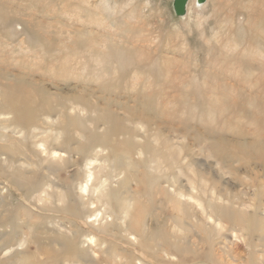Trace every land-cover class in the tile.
I'll use <instances>...</instances> for the list:
<instances>
[{
	"label": "bare ground",
	"instance_id": "1",
	"mask_svg": "<svg viewBox=\"0 0 264 264\" xmlns=\"http://www.w3.org/2000/svg\"><path fill=\"white\" fill-rule=\"evenodd\" d=\"M100 1L105 3L106 10L111 9L109 0ZM128 2L124 5L130 4ZM208 2L187 0L185 14L181 17L190 16L192 12L199 15ZM0 11H3L1 4ZM0 17L2 25L7 26L11 34L27 33L30 36L28 44L34 38L39 49L33 50H40L45 55L40 71L63 78L62 83H67L70 78L73 83H78L72 86L74 93L61 90L52 93L40 86L38 79L35 81L20 71L11 74V81L0 83V140L6 142L0 143V179L3 178V182L0 180V238L3 237L0 240V264H131V260H137L139 264H162L166 261L164 257L171 254L166 247L158 249L156 243H152L156 238L151 223L156 218L148 223L136 214L137 194L129 195L127 190L131 180L147 186L148 199L154 198V194L160 195L162 201L174 204L177 209L186 207L196 221L202 220L206 211L209 219L217 216L216 222L224 217L246 223L248 228L264 229V202L248 204L236 197H225L217 191L214 181L210 180L209 185L195 173L191 175L189 149L175 144L172 138H161L156 135L157 131L152 133L151 127L144 126L148 120L145 114L153 111L148 104L150 96H139L142 100L137 102L142 111L119 103L120 109L128 113L125 118L111 111L109 103L103 102L105 107H99L91 100H107L106 92L124 97L128 93L125 88L111 83L115 77L109 83L92 71L94 61L95 66H100V72L108 73L105 68L108 58L102 59V56L108 53L109 46L105 43L111 40L104 37L100 42L87 40L98 47L95 56L89 55L86 61L70 64L65 62V54L74 58L81 53L76 46L78 40L72 51H63L61 47L52 52L54 41L43 36V21L16 18L18 21L15 22L14 17ZM53 18V14L46 17L48 36L56 33V30L50 31L54 27ZM92 21L88 20L86 23L91 24L84 28H88L87 34L94 38ZM76 31L81 34L79 29ZM38 36L42 37L41 43ZM92 78L100 83L101 89L97 92V84L95 90L89 85ZM252 81L256 86L240 87L241 90L235 92L238 97H258L255 87L264 84V74L257 73ZM229 89L233 94V88ZM36 98L43 104L36 105ZM143 118L147 120L142 123ZM253 123H256L254 117L250 121ZM241 132H237L231 141L218 138L208 127L207 138L203 137L202 143L217 163L227 162L236 152L262 161L264 170V137L256 134L245 140V134ZM152 141L159 146H153ZM180 177H184L188 189L183 190ZM9 184L22 191L15 204L8 200ZM255 184L257 194L264 196V180L256 173L251 186ZM5 189L7 193L3 195ZM26 202L37 206V211L22 210ZM41 217L47 219L48 225L37 221ZM50 227L54 236L43 237L42 230L48 231ZM111 241L124 245L123 251H108ZM126 248H129L128 252H125ZM97 249L101 251L96 252ZM180 261L176 263L183 264Z\"/></svg>",
	"mask_w": 264,
	"mask_h": 264
},
{
	"label": "rangeland",
	"instance_id": "2",
	"mask_svg": "<svg viewBox=\"0 0 264 264\" xmlns=\"http://www.w3.org/2000/svg\"><path fill=\"white\" fill-rule=\"evenodd\" d=\"M127 1L130 4L124 5ZM0 4L3 10L0 16L14 17L15 22L18 21L16 18L43 21V36L54 41L52 52L61 47L63 51H72L78 40L76 46L81 53L74 58L65 54L66 63L83 62L89 55L95 56L98 47L87 43L91 39L93 42H100L103 37L111 40L105 43L109 46L108 53L102 56V59L108 58L105 67L108 73L100 72V66H95L94 61L92 71L109 83L115 77L111 83L120 89L125 88L128 96L106 92L107 100H91L99 107H105L103 102L109 103L111 111L125 118L128 113L120 109L119 103L142 111L138 107L137 100H142L139 96H150L148 104L153 111L145 114L148 120L144 116L142 123L147 120L143 124L148 125L147 129L151 127L152 133L157 131L156 135L161 138H172L175 144L189 149L192 154L191 175L195 173L206 183L214 181L217 191L225 197H236L248 204L264 202V196L257 194V185L251 186L254 173L264 180L262 161L233 152V158L217 163L215 158H210L202 143L203 137L207 138L208 127L218 138L231 141L241 131L245 140L256 134L264 137V84L255 87L258 91L255 99L238 97L235 93L242 87L256 86L252 81L255 75L264 74V0H209L199 15L192 12L187 17L175 15L172 0H109L110 10H106L105 3L100 0H0ZM52 14L55 22L50 31L56 30V33L48 36L46 17ZM88 20L94 21L91 25L95 29L91 32L94 38L87 34L88 28H84L91 24L86 23ZM2 24L0 20V83L11 81V74L20 71L35 81L38 79L40 86L52 93L60 90L74 93L72 86L78 83H73L71 78L62 83L63 78L40 71L45 55L40 50H33L39 49L34 38L28 44L30 36L27 33L11 34ZM76 29L81 34H77ZM38 40L41 43L42 37L38 36ZM115 46L119 47L115 49ZM6 76L10 79L5 80ZM90 80V87L95 90L98 85L95 91H99L98 80ZM36 100V105L43 104L39 98ZM252 117L255 124H250ZM211 121L213 124L208 125ZM151 136L150 133V139ZM153 142V146H159ZM0 143L6 142L0 140ZM183 178H179V183L184 184L183 190H186L188 187ZM0 180L3 182V178ZM7 190L10 194L8 200L13 204L18 202L22 191L14 184H9ZM127 190L129 195L137 194L136 214L148 223L156 218L151 223L156 238L152 243H156L158 249L166 247L171 254L164 257L166 261L162 264H177L178 260L183 264H264V229L248 228L246 223L224 217L216 222L214 218L217 216L209 219L206 211L202 220L196 221L186 207L177 209L174 204L162 201L160 195L154 194V198L148 199L147 186L132 180ZM6 193L5 189L3 195ZM37 209L34 204L26 202L22 210L33 213ZM44 219L41 217L37 221L46 225L47 219ZM54 234L51 227L48 231L42 230L43 237ZM113 249L123 251L124 245L111 241L108 251ZM128 251L126 248L125 252ZM130 263L139 264L137 260Z\"/></svg>",
	"mask_w": 264,
	"mask_h": 264
},
{
	"label": "water",
	"instance_id": "3",
	"mask_svg": "<svg viewBox=\"0 0 264 264\" xmlns=\"http://www.w3.org/2000/svg\"><path fill=\"white\" fill-rule=\"evenodd\" d=\"M205 0H197L198 3H203ZM187 0H172V8L176 16L185 14Z\"/></svg>",
	"mask_w": 264,
	"mask_h": 264
}]
</instances>
